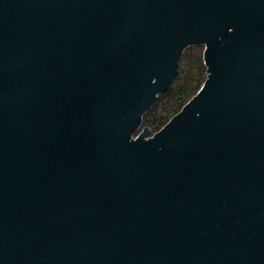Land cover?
I'll use <instances>...</instances> for the list:
<instances>
[{
	"label": "water",
	"instance_id": "95a60500",
	"mask_svg": "<svg viewBox=\"0 0 264 264\" xmlns=\"http://www.w3.org/2000/svg\"><path fill=\"white\" fill-rule=\"evenodd\" d=\"M0 264H264V0H0Z\"/></svg>",
	"mask_w": 264,
	"mask_h": 264
},
{
	"label": "trees",
	"instance_id": "16d2710c",
	"mask_svg": "<svg viewBox=\"0 0 264 264\" xmlns=\"http://www.w3.org/2000/svg\"><path fill=\"white\" fill-rule=\"evenodd\" d=\"M203 53L204 45H191L185 49L179 75L144 115L143 127L148 126L155 133L197 93L207 77Z\"/></svg>",
	"mask_w": 264,
	"mask_h": 264
},
{
	"label": "rangeland",
	"instance_id": "374dc122",
	"mask_svg": "<svg viewBox=\"0 0 264 264\" xmlns=\"http://www.w3.org/2000/svg\"><path fill=\"white\" fill-rule=\"evenodd\" d=\"M142 127H143V126H141V128H142ZM140 130H141V129H140ZM153 133H154V132L151 131V134H153Z\"/></svg>",
	"mask_w": 264,
	"mask_h": 264
}]
</instances>
